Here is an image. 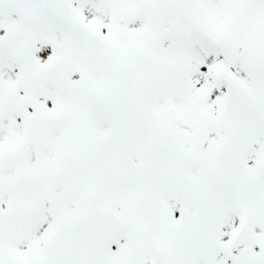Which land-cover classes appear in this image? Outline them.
I'll return each mask as SVG.
<instances>
[{
    "label": "snow or ice",
    "instance_id": "obj_1",
    "mask_svg": "<svg viewBox=\"0 0 264 264\" xmlns=\"http://www.w3.org/2000/svg\"><path fill=\"white\" fill-rule=\"evenodd\" d=\"M0 264H264V0H0Z\"/></svg>",
    "mask_w": 264,
    "mask_h": 264
}]
</instances>
